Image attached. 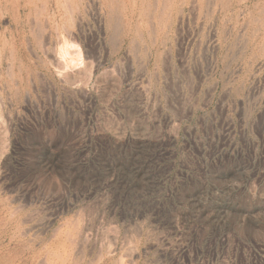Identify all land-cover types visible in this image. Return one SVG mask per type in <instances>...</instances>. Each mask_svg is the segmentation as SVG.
Here are the masks:
<instances>
[{
  "label": "rangeland",
  "instance_id": "1",
  "mask_svg": "<svg viewBox=\"0 0 264 264\" xmlns=\"http://www.w3.org/2000/svg\"><path fill=\"white\" fill-rule=\"evenodd\" d=\"M55 263L264 264V0H0V264Z\"/></svg>",
  "mask_w": 264,
  "mask_h": 264
},
{
  "label": "bare ground",
  "instance_id": "2",
  "mask_svg": "<svg viewBox=\"0 0 264 264\" xmlns=\"http://www.w3.org/2000/svg\"><path fill=\"white\" fill-rule=\"evenodd\" d=\"M65 229H66V228H65ZM64 236H65V235H64ZM64 244H65V243H64ZM60 248H61V247H60ZM61 249H62V248H61ZM57 250H58V249H57ZM63 250H64V249H63ZM63 252H64V251H63ZM60 255H61V254H60ZM60 255H59V256H60ZM58 258H59V257H58ZM63 262H64V261H63ZM63 262H62V263H63ZM55 264H56V263H55Z\"/></svg>",
  "mask_w": 264,
  "mask_h": 264
}]
</instances>
